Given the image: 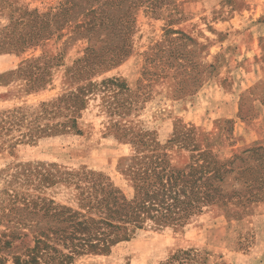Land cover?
I'll return each instance as SVG.
<instances>
[{"label":"rangeland","instance_id":"rangeland-1","mask_svg":"<svg viewBox=\"0 0 264 264\" xmlns=\"http://www.w3.org/2000/svg\"><path fill=\"white\" fill-rule=\"evenodd\" d=\"M72 1L78 6L59 38L15 48L32 16L58 0H0L1 240L14 234L20 250L32 246L35 224H45L39 209L78 210L80 188L98 174L131 197L133 156L165 152L182 167L205 149L199 134L207 133L212 152L227 149L218 160L237 155L224 164L227 205L205 206L173 228L148 222L108 253L71 264H264V199L255 201L264 197V145L240 154L264 136L239 144L241 121L246 133L264 134V118L255 122L264 115V0H137L128 34L124 11L136 0ZM89 7L105 12H84ZM121 46L126 56L108 62ZM78 90L85 106L75 115L68 95ZM0 255L12 263L8 250Z\"/></svg>","mask_w":264,"mask_h":264},{"label":"trees","instance_id":"trees-1","mask_svg":"<svg viewBox=\"0 0 264 264\" xmlns=\"http://www.w3.org/2000/svg\"><path fill=\"white\" fill-rule=\"evenodd\" d=\"M107 1L104 0L103 4ZM111 1H116L115 5L124 2V0ZM141 2L136 0L131 9L129 6L124 11L125 34L132 31L133 12L131 10L139 6ZM146 2L153 4L152 0ZM77 6L78 4L72 0H58L57 4L48 12L39 16L33 15L35 20H33L32 28L30 25L28 34L19 33L15 39L16 46L14 47L31 46L50 38L57 32L56 38H59L61 36L59 32L64 27L63 25L67 21L70 22V19L66 20L64 17H67L68 12H74L73 10ZM90 7L84 12H91V15L92 12H105L104 9ZM82 16L87 19L89 14L84 13ZM73 18L74 21H77L75 16ZM93 20L83 22L84 26L75 25V28H85ZM112 22L111 19V25ZM88 51H91L94 56H98L92 48H88ZM111 52L112 55L108 62L115 64L126 56L128 50L121 46L117 49L114 48ZM183 60L189 61L186 58ZM101 62L103 63V60ZM207 67L213 69L211 64ZM182 73H184L182 80L188 82L184 89L190 92L192 91L190 90L192 77L186 70H183ZM68 96L72 102L71 106L74 108L72 112L79 115L85 106L84 94L78 90ZM71 123V127L75 129L76 119L71 120ZM201 135L205 138L203 141L205 149H202L198 158L191 163L182 167L172 166L165 158V152L144 155L141 160H137V156H133L132 164L127 167V170L128 168L132 169L129 173L133 184L131 197L122 194L107 178L98 174L97 177L91 178V182L80 188L78 210L59 204L54 207L48 205L43 207L44 210L39 209L42 211L41 216L45 217V224L42 227L35 224L37 229L32 235V246L20 250L23 241L16 244L17 240L21 238H15L16 235L12 234L6 240L0 238V250H8V255L13 251L20 250V252L10 255L11 264H71L78 255L108 253L111 246L127 240L132 233L144 228L148 222L157 227L173 228L186 223L191 216L199 213L205 206L227 205L230 198L226 197L227 193L222 188L224 174L227 172L224 169V164L229 162L232 165L237 155H232L228 161L218 160V154L224 158L228 156L221 154L220 150L213 151V153L210 146L214 139L208 140V137L203 133L199 134V139ZM255 145L262 146L264 144L254 143L239 153L258 152L262 149L257 147L253 150L252 147ZM157 149L156 147L155 150ZM195 149L197 148L193 147V150ZM192 157L194 156L192 155ZM263 199L264 197L255 201ZM49 202L54 203L52 200ZM182 254L190 255V251H183ZM4 261L6 258L0 255V264H5Z\"/></svg>","mask_w":264,"mask_h":264},{"label":"crops","instance_id":"crops-1","mask_svg":"<svg viewBox=\"0 0 264 264\" xmlns=\"http://www.w3.org/2000/svg\"><path fill=\"white\" fill-rule=\"evenodd\" d=\"M263 118H264L263 113H260V115L258 116V118L255 119L256 120L255 122H257V124H259L263 120ZM243 122L244 121H241L240 122V132H241L242 135L240 136L241 138H240V143L239 144L246 145V144L250 143V140L251 139H253L255 137L262 138L264 136V134H262L263 132H261V130H258V132H257L255 129L252 130V132H251L252 134L246 133V127H248L247 126L248 125V122H246V123L245 122L243 123ZM244 127H245V129H244ZM203 134H205L207 136V133H203ZM250 135H252V136H250ZM202 140L204 141L205 138H202ZM226 145H227V147H229V145H228L227 142H226ZM217 150H220L221 154L226 155V153H225V150H227L226 148H220V149H217Z\"/></svg>","mask_w":264,"mask_h":264}]
</instances>
